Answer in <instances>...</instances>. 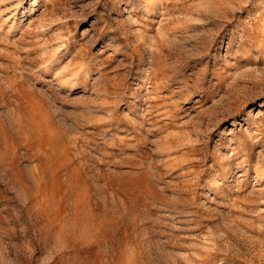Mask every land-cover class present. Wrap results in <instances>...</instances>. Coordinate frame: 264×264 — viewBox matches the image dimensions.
<instances>
[{
  "label": "rangeland",
  "instance_id": "374dc122",
  "mask_svg": "<svg viewBox=\"0 0 264 264\" xmlns=\"http://www.w3.org/2000/svg\"><path fill=\"white\" fill-rule=\"evenodd\" d=\"M0 264H264V0H0Z\"/></svg>",
  "mask_w": 264,
  "mask_h": 264
}]
</instances>
